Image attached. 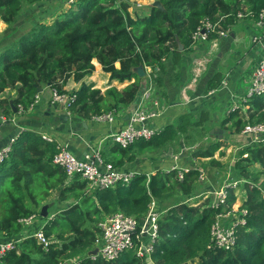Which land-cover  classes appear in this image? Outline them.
I'll return each mask as SVG.
<instances>
[{"label":"trees","instance_id":"trees-1","mask_svg":"<svg viewBox=\"0 0 264 264\" xmlns=\"http://www.w3.org/2000/svg\"><path fill=\"white\" fill-rule=\"evenodd\" d=\"M40 1L0 0V17L13 24L24 3ZM160 2L161 6L152 4L147 14L134 17L125 2L78 0L51 23L38 22L2 49L0 91L20 84L14 105L8 100L0 101V106L5 107L4 114L9 115L14 108L19 111V105L28 110L37 99L39 87L67 93L65 86L69 79L81 81L95 70L94 59L104 71L111 73L112 79L134 78V81L123 89L112 86L105 91L83 84L76 90L77 98L68 109L72 115L82 118L109 112L115 115L130 106L143 91L144 77L137 73L139 67L151 68L148 79L155 94L159 92L166 97L164 74L168 62L176 67L181 65L183 55L192 50L195 35L206 23L212 25L206 28L210 41L220 38L222 31L230 32V27L241 18L256 21L264 10V0ZM248 12L253 16L238 17L239 13ZM222 79V72H217L207 90L218 88ZM245 107L246 111L242 108L230 111L222 123L224 131L239 135L248 124L264 123V94L251 96ZM209 118L208 111L199 118L193 113H183L150 139L136 140L127 147L113 140L106 143L102 155L115 167L122 168L140 156L175 148L180 138L187 146L193 145L200 132L206 130L204 124ZM222 144L221 139L214 138L199 153L213 156ZM57 152L55 142L25 129L0 166V233L20 237L26 228L20 219L38 214L42 223L46 221L45 234L53 241L46 249L34 236L23 238L3 256L2 264H65L75 257L78 264H148V257L154 264H264V143L243 147L234 163L237 179L244 180L242 207L248 214L246 224L237 226L238 237L232 249L213 243L212 226L219 214L233 209L239 195L237 190L229 188L226 200L217 207L211 205V198L196 205L190 203L198 192L200 169H158L149 175L138 174L129 185L91 189L86 179L80 175L70 179L65 168L53 162ZM211 163L222 167L215 159ZM68 181L71 182L67 184ZM57 188L58 201L68 203L52 218L42 217L37 196L42 200ZM154 199L162 214L158 220L159 235L149 255L138 252L145 237L139 239L137 235H134L135 246L115 260L89 255L102 238L100 221L122 212L142 222Z\"/></svg>","mask_w":264,"mask_h":264},{"label":"crops","instance_id":"crops-1","mask_svg":"<svg viewBox=\"0 0 264 264\" xmlns=\"http://www.w3.org/2000/svg\"><path fill=\"white\" fill-rule=\"evenodd\" d=\"M136 1L137 4H135ZM150 1L151 3L145 4V0H117V3H127L129 12L136 17L149 12L150 5L154 2L153 0ZM138 2L141 4L140 6H137ZM70 7L69 0H41L33 4L24 3L21 13L13 24L6 23L0 17V61L3 57L2 49L4 47L14 43L26 32L28 33L38 22L51 23ZM229 31L230 33L228 32V34L230 36H221L210 41L202 37L198 38L192 50L183 55L180 66L176 67L171 61L168 62V71L164 74L167 96H160L159 92L155 94L153 91L148 102L151 107L154 106L155 109L160 111L158 116L152 121L154 127L162 129L167 124L176 122L183 113H193L196 118H199L201 113L208 111L210 118L204 124L206 127L204 133L201 131L202 133L200 132V135H198L195 142L198 143L204 139L213 138L214 140V138H219L214 131L222 128L223 121L235 107L246 111L242 99L248 94L247 90L251 86L253 71L264 53V45L255 44L253 40L257 34L263 32L257 26L256 21L250 18L239 19L230 27ZM93 62L95 70L83 80L69 79L65 86L68 92L79 90L83 84L93 85V87L100 88L102 91L112 86L123 89L134 81V78L125 81L112 79L111 73L104 71L105 69H103L97 59H94ZM119 65L117 63L118 67ZM145 70H147L146 75L142 76L144 77L143 91L150 84L153 85L151 79H148L149 70ZM217 72H222V82L225 80L227 83L222 84L221 82L220 86L216 90L214 89V92L213 90L209 91L207 90L208 83ZM19 86L20 84L15 88H7L0 91V101L8 100L11 104L18 95ZM41 88L43 89L39 92L37 101L32 107L22 113L14 108L13 112L7 115L13 120H7L2 123L0 128V147H4L5 144L12 142L14 139L16 140L25 129H31L42 136L44 134L52 137L61 145L68 146L79 157L84 156L99 145L106 150V143L112 142L110 135L128 124L131 113L143 92L130 106L117 111L113 121H101L94 117L82 118L72 115L62 104L54 102L50 87ZM4 110L5 107L0 106V120L5 115ZM224 133L223 138H221L222 141L226 140V130ZM234 135L229 132V138L235 139L237 137L243 143L242 145L248 141V138L242 134ZM185 144L184 139L180 138L176 149L184 150L183 145ZM173 151H175L174 148L170 147L162 153L140 156L136 161L128 163L124 168L134 169L142 173H152L158 169L167 171L173 166L200 169L204 175L199 182L197 195L189 200L190 203L196 205L203 202L206 198H211L212 200L213 195L211 193L214 191H210V188L212 190L218 189L222 185L223 180H225H221L219 176L221 172L218 169L221 167L212 165V159L220 161L222 165L228 163V166L232 165L233 167L235 163V160L227 162L231 157L232 149H225L223 144L210 157L201 156L198 151L192 155V158H189L181 156L183 153L173 155ZM205 161H208V165L205 167L201 166ZM70 182L68 181L67 184ZM44 194L46 193L43 192ZM59 194V188L52 189L40 202L39 209L41 212L44 205L49 206L48 211L51 206H57L58 209L55 212L48 214L47 217L49 218L60 212L68 203L58 201ZM208 195H212V197ZM40 197V195L37 196V199H40ZM70 202L75 201L71 200ZM240 204H242V200L239 195L236 206ZM226 220L229 221L230 218H226ZM43 222L44 224L46 223L45 220ZM41 223L42 219L39 218L33 224L26 226L20 237H8L0 233V242L9 238H20L22 241L23 238L29 237L35 232ZM74 262H78L77 257L70 259L66 263L75 264ZM148 264H154L153 260L148 258Z\"/></svg>","mask_w":264,"mask_h":264},{"label":"built area","instance_id":"built-area-1","mask_svg":"<svg viewBox=\"0 0 264 264\" xmlns=\"http://www.w3.org/2000/svg\"><path fill=\"white\" fill-rule=\"evenodd\" d=\"M78 0H69V3H73ZM155 1V0H153ZM251 17L253 16L250 12L239 13L238 17ZM257 26L262 29L263 33H259L254 37L255 44L264 45V10H262L256 20ZM210 23H206L205 32L202 29L195 35L194 39L202 37L207 39L206 28H211ZM228 32H220V36H226ZM146 69L151 71V68ZM227 81L223 80L222 84H226ZM216 90V89H215ZM213 89V92L215 91ZM154 91V86L150 84L145 91L142 92L141 98L138 101L135 109L132 111L130 120L128 124L122 129L112 133L110 138L120 143L122 146L127 147L131 143L139 139H150L153 135L157 133L159 129L152 125V121L158 116L159 112L155 107H151L148 102ZM53 99L55 103H60L64 108L69 109L71 103L77 98V92L71 91L67 93H59L56 89H52ZM245 97L242 102L245 104L247 100L254 95L264 94V53L259 60L258 65L253 71V78L251 86H249ZM38 98V97H37ZM37 99L35 100V102ZM31 105V107L35 104ZM156 104V101H155ZM238 107H235V109ZM19 112H24L22 105H19ZM101 121H113L114 114L109 112L100 116L94 117ZM11 121L13 119L3 115L0 120V128L4 121ZM244 137L248 138L245 146H253L260 143H264V123L248 124L241 131ZM43 137L50 141L55 142L58 147V152L53 157V162L56 165H60L65 168L68 176L71 178L80 175L83 179H86L90 184L91 189L95 187H115L119 184L129 185L132 180L140 173L134 169L117 168L112 162H108L104 159L102 155V146L99 145L97 148H93L91 151L87 152L84 156L79 157L75 155L66 145H61L56 142L52 137L44 135ZM15 139L0 147V166L8 158L11 150L12 144ZM249 154H245L247 156ZM176 168V166L171 167L169 170ZM181 168V167H179ZM189 168H181L183 170H189ZM180 177H183V172H180ZM148 175L150 173H147ZM201 173V178H203ZM244 182L243 179H232L224 183L221 189L211 193L213 195L212 206H218L220 203L224 202L227 197L228 189L233 188L237 190L241 183ZM210 196V195H208ZM239 197V196H238ZM238 200V199H237ZM237 202V201H236ZM162 212L158 209L157 201L154 199L150 204V209L142 220L138 222L132 216H128L122 212H116L114 214L106 216L99 223V228L102 231V238L99 242V254L94 256H103L106 260H115L120 256L121 253L133 248L136 244L134 235H137L139 239L145 237L141 241V246L139 248L140 254L149 255L153 250V242L157 238L158 234V220L161 217ZM248 211L246 208L242 207V204L233 206V209L227 213L219 214L217 221L212 226V241L213 243L223 249H232L236 244L237 239V226L246 224V215ZM40 217L38 214H32L28 217L20 219V221L25 225L29 226L33 224ZM226 218H230L229 221ZM30 236L36 237L41 244L47 249L52 240L45 234L44 223L33 232ZM20 238H9L5 241L0 242V264L3 256L12 249H15L20 243ZM150 258V257H148ZM78 264V262H74Z\"/></svg>","mask_w":264,"mask_h":264},{"label":"rangeland","instance_id":"rangeland-1","mask_svg":"<svg viewBox=\"0 0 264 264\" xmlns=\"http://www.w3.org/2000/svg\"><path fill=\"white\" fill-rule=\"evenodd\" d=\"M147 3H151V1L150 0H145V4H147ZM135 4H137V1L135 2ZM140 5L141 4L138 2V5L137 6H140ZM226 36H230V34H227ZM225 137H226V140L222 141L225 149L226 148L227 149L228 148H231L232 149V152L230 153L231 154V157L230 158L228 157L229 159L227 158L228 159L227 162H230L231 160H236L238 158L239 152L244 147V145H242L243 143L241 141H239V139H237V137H235V139H230L229 138V132L228 131H226ZM212 141H213V138L212 139L210 138L209 140L208 139H204V140H202V141H200L198 143H195L193 145H188L187 146L185 144V145H183L184 148H185L184 150H182V149L177 150L176 149L177 147H175L174 148L175 151H173V155H179L180 153H183V154H181V156H183V157L186 156V157L192 158V155H194L198 151L200 152L202 150H205V148L208 145H210L212 143ZM222 151H224V150H222ZM199 155H201V154H199ZM200 162H202V160H200ZM206 165H208V161L207 162L205 161L204 163H202L201 166L205 167ZM233 168L234 167L232 165H229L228 166V163H224V165H222V167L220 169H218V170L221 172L220 175H219L221 177V180H223V179H225V180H223L222 185L218 189L212 190L210 188V191H218L219 189H221L222 186L224 185V183L227 181V179L228 180H232V179L239 178L238 175H237V173H236V171L233 170ZM262 179H264V176H262ZM242 188H243V185H240V187L238 188V192H239V195H240V199L243 201V198L245 196L244 195L245 194V191ZM210 196L212 197V195H210ZM39 200L41 202V197H40ZM56 209H58L56 205L55 206H51L49 208V211L50 212H48V214L49 213L51 214V213L55 212Z\"/></svg>","mask_w":264,"mask_h":264},{"label":"water","instance_id":"water-1","mask_svg":"<svg viewBox=\"0 0 264 264\" xmlns=\"http://www.w3.org/2000/svg\"><path fill=\"white\" fill-rule=\"evenodd\" d=\"M153 4L156 5V6H161V2H160V0H155V1L153 2ZM202 32H205V29H202ZM180 49H183V45H182V44H180ZM146 71H147V70H145L144 67H139V68L137 69V73H138L140 76H144V75H146ZM42 89H43V88L39 87V88H38L39 92H41ZM11 104L13 105V102H12ZM214 132L217 133V135L219 136L220 139L223 138V134H225L223 128H218V129H216ZM48 212H49V211H48V205H44V206L42 207L41 216H42V217H47V216H48ZM97 254H99V247H98V246L95 247L94 249H92V250L89 251V255H93V256H94V255H97ZM149 259H151V258H149ZM66 264H67V263H66Z\"/></svg>","mask_w":264,"mask_h":264}]
</instances>
